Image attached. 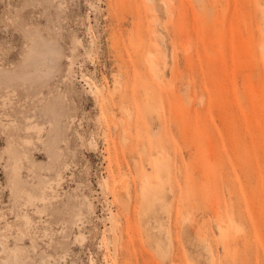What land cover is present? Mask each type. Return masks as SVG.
I'll return each mask as SVG.
<instances>
[{"label":"rangeland","instance_id":"rangeland-1","mask_svg":"<svg viewBox=\"0 0 264 264\" xmlns=\"http://www.w3.org/2000/svg\"><path fill=\"white\" fill-rule=\"evenodd\" d=\"M36 42L0 85V264H264V0H0V76Z\"/></svg>","mask_w":264,"mask_h":264},{"label":"bare ground","instance_id":"bare-ground-1","mask_svg":"<svg viewBox=\"0 0 264 264\" xmlns=\"http://www.w3.org/2000/svg\"><path fill=\"white\" fill-rule=\"evenodd\" d=\"M54 52H55V50L53 48H51L48 43L36 42L35 46H33V48L30 50V52L26 55L25 60L22 62V64H21L22 67L19 70L20 73H14V74L6 73V74L0 76V85L4 84V85H6V87H8L11 83H13V81H15V79H19V78H27L28 79V78H30L31 74L28 71V66H34L35 67L38 64L43 63L45 61V54L48 53L51 56ZM49 72H50V69H48L46 71L45 75L49 74ZM91 92L93 94L95 101L100 103L101 110L103 112H107L108 108H109L107 106V104L102 101L100 96L94 90H91ZM7 95H9V94H7ZM58 105H59V102H57V100H53L49 103V106H48V109H51V112L54 114V116H56V121L61 116V111H59V110L64 107L62 104H60L59 106ZM127 111L129 112L128 109H127ZM107 115H109V112ZM110 117L111 116L109 115V118ZM113 121L114 122L111 125H114L115 123H117L114 119H113ZM50 125H52L51 122H50ZM116 125H114V126H116ZM43 129H44V127L38 123L29 124L26 126L27 132L34 131L38 135L43 131ZM39 139H41V138L39 137ZM32 144H33L32 139H30V138L24 139L23 145H22L23 150L25 148H28ZM48 152H50V149L48 150ZM22 154H24V156L27 158L29 157L28 154L25 152H23ZM20 155L21 154H19V153H18V155L16 154L14 156L15 157L14 160L15 161L18 160ZM19 168H20V166L16 164L13 166V168L11 170V177H10L11 183L13 185H16V188H17L18 180L15 177L18 176ZM66 168H67V166H66ZM61 179H63L62 172L58 171V172H56V178H54L52 180V182H47L46 180H40L39 182L41 184H43L42 186H38V185L32 186V190L26 189V188L23 189L25 197H24L23 202H19L18 210H20V211L18 213H20V219L23 221V224H25L24 226H27L29 228H33L35 221L33 220V217H32V215H30V213L31 214H41V213L43 214L46 212L47 208L53 204V201L56 200V194H55L56 192H55V189L53 187L54 185H52V184L55 182V185L56 184L60 185ZM105 184L107 185L106 181H105ZM85 198H87V197H85ZM145 198H147V196ZM79 205H84L86 207V210L88 209V212L86 211L87 213H90L94 209L93 204L90 200H88L87 203L80 202ZM29 209H32V212H28ZM78 214L81 215V214H83V212L79 211ZM78 219H80V217ZM19 234H20L19 237H21L22 234H24V232L19 231ZM76 237L81 238V240L84 239V235L81 232H79V235ZM114 246H115V244H114ZM18 248L19 247H17V249ZM15 256H16V252H15ZM15 263L16 264H26L23 261L21 263V261H18L17 259H15ZM41 264H46V261H43V263H41Z\"/></svg>","mask_w":264,"mask_h":264}]
</instances>
